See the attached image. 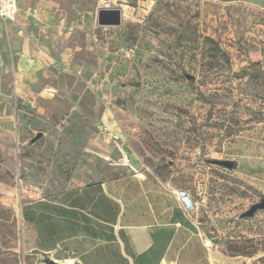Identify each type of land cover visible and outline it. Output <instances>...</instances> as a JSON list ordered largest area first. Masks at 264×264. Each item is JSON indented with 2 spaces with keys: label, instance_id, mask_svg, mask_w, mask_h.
I'll return each mask as SVG.
<instances>
[{
  "label": "rangeland",
  "instance_id": "1",
  "mask_svg": "<svg viewBox=\"0 0 264 264\" xmlns=\"http://www.w3.org/2000/svg\"><path fill=\"white\" fill-rule=\"evenodd\" d=\"M19 1L13 34L0 22V264H22L23 201L133 167L189 191L237 264H264V210L238 218L264 197V0ZM106 4L120 25L98 23Z\"/></svg>",
  "mask_w": 264,
  "mask_h": 264
},
{
  "label": "crops",
  "instance_id": "2",
  "mask_svg": "<svg viewBox=\"0 0 264 264\" xmlns=\"http://www.w3.org/2000/svg\"><path fill=\"white\" fill-rule=\"evenodd\" d=\"M19 4L15 20L21 22ZM18 40L10 49L23 82L30 47ZM134 168L23 201L22 264H237L219 245L205 246L210 230L197 217L196 202L186 211L178 195L184 189L152 168L139 179Z\"/></svg>",
  "mask_w": 264,
  "mask_h": 264
},
{
  "label": "water",
  "instance_id": "3",
  "mask_svg": "<svg viewBox=\"0 0 264 264\" xmlns=\"http://www.w3.org/2000/svg\"><path fill=\"white\" fill-rule=\"evenodd\" d=\"M98 23L102 26L120 25L122 23V10L120 8H100L98 11ZM41 136L42 133H39L30 142L34 143ZM212 163L224 166L228 169H233L235 166V162L233 160L213 159ZM260 210H264V197L261 198L259 202L252 204L249 209L240 213L238 218L239 219L254 218L256 213ZM50 264H62V263H58L56 261H50ZM75 264H79V263H75Z\"/></svg>",
  "mask_w": 264,
  "mask_h": 264
},
{
  "label": "built area",
  "instance_id": "4",
  "mask_svg": "<svg viewBox=\"0 0 264 264\" xmlns=\"http://www.w3.org/2000/svg\"><path fill=\"white\" fill-rule=\"evenodd\" d=\"M103 8H111V6L106 4ZM17 11L18 0H0V19H2L4 22L7 23L8 21H14ZM127 161L130 162L129 159ZM145 170H147V168L136 170V175L139 179H145ZM178 195L183 202L186 211L189 213L193 212L196 208V205L191 195L185 190L179 191ZM213 233L214 231H209L204 234V244L209 248L214 247L216 244Z\"/></svg>",
  "mask_w": 264,
  "mask_h": 264
}]
</instances>
